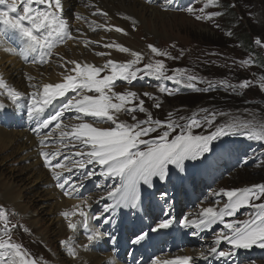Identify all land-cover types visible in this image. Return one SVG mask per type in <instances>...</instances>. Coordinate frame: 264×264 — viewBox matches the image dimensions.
<instances>
[{
	"label": "snow or ice",
	"instance_id": "6c2138e0",
	"mask_svg": "<svg viewBox=\"0 0 264 264\" xmlns=\"http://www.w3.org/2000/svg\"><path fill=\"white\" fill-rule=\"evenodd\" d=\"M155 0H147L152 4ZM22 9L18 8L17 0H0V5L7 4V10L0 11V24L5 30L11 29L19 34L24 41L21 55L27 60L32 54H39L36 63L45 64L55 54L58 46L68 41L78 40V35L70 30L69 23L64 16L63 0H20ZM210 6L219 7V0H207L196 14L197 10L189 7L185 10L193 14L197 20H212L220 15L219 13H206L205 9ZM235 5H233L234 7ZM167 10V9H165ZM15 14V15H12ZM102 15L108 18V13L98 7L93 15ZM77 19H85L77 14ZM131 21V26L135 27L137 21L131 16H124ZM89 27L115 31L128 35V31L119 26L97 24L92 21ZM219 27V25H217ZM79 32V30H78ZM4 35L0 32V37ZM83 35V33H79ZM231 35V33H229ZM5 41L0 40V44ZM85 47L97 43L92 40L83 41ZM255 43L264 46V40L257 38ZM104 48H115L120 53H129L133 59L119 63L109 59L102 67L90 63H80L75 60H65L59 57L61 67L65 68L67 74L63 75V80L57 83H44L42 85H31L34 91L31 93L30 103L27 107V115L31 121L35 122L34 132L40 136V155L45 167L52 173L57 181V187L61 189L67 197L78 194L83 187V180L90 179L96 175L93 169L84 171L88 165L93 168L99 166V175L108 179H118L119 186L106 188L107 200L112 201L111 205H106L104 212L109 215L101 218L89 215L86 208L76 206L74 211H64L62 216L67 221V227L76 231L78 223L73 222V216L79 215L82 220L80 226L88 232L87 240L90 243L99 241L103 233L90 228L89 221L95 220L101 223L114 221L111 213H115L118 208H129L139 210L141 207V194L139 186L141 184L151 186L153 178L167 181L169 177V167L174 166L179 171L184 170L185 161L202 160L206 153L214 152L213 141L231 135L246 136L250 140L264 142V123L256 124L251 121H233L219 125L208 134H193L194 128H200L202 124L211 128L215 123V113L209 115L204 121L198 120L195 116L189 118L186 124H179L177 121L169 119L162 121L153 119L150 112L145 108V101L140 99L135 91H125L118 93L114 91L117 87L116 81H124L127 85H132L137 79H143L144 75L152 77L162 82L159 88L161 93L173 95L176 89L169 90L163 86L164 81H172L174 84L183 85L184 88L193 91H207L214 86L212 81H203L199 77L190 74L186 69H175L174 75L168 74V69L164 60L157 59L149 62L143 68L136 65L143 59V54L133 51L118 43H106ZM174 47V46H173ZM151 53L157 57L175 59L167 50H161L155 45H148ZM11 51V49H7ZM110 53L97 52V56H105ZM243 63L251 64V61ZM66 65H74L67 68ZM108 70L110 74L101 76V73ZM74 73V75L72 74ZM143 73V75H138ZM29 80L33 78L28 77ZM207 83V89L196 87V83ZM222 86L235 89L237 85H231L228 81H219ZM251 81L245 80L238 87L248 88ZM260 88L264 90V76L259 81ZM0 89H4L7 99L16 104L23 94L15 88H10L3 78H0ZM69 93H72L69 96ZM91 93V95L89 94ZM150 99V93H143ZM63 102L53 108L54 102L65 98ZM138 101V104H134ZM129 105H132L129 107ZM160 108V103L154 105ZM5 108V104L0 103V109ZM207 111V110H203ZM147 113V119L138 120L135 113ZM73 113L80 123H70L65 121V114ZM124 114L131 117L135 123H128L120 119ZM223 115V113H221ZM92 118L87 121L82 118ZM71 121V117L67 118ZM104 125H108L104 127ZM164 130L155 138L151 134L158 129ZM180 131L173 138H169L176 129ZM46 130V131H45ZM55 140V144L49 141ZM141 145L144 147L142 148ZM49 147L55 150L46 151ZM59 170V171H58ZM78 172L82 177L77 185L66 176L65 172ZM180 178V177H178ZM167 198V192L161 193ZM226 198L223 208L217 210L208 207L199 212L196 219L183 218L181 224L184 228H194L197 231L212 230L213 225H222L226 231L217 233L213 243L206 250L200 252L199 257L183 256L164 261L163 264H197V260L206 261L207 264H214L216 260H221L222 264H236V257L240 250H251L254 247L264 249V183L252 185L242 189L221 190L216 194ZM82 203L87 205V199L82 198ZM90 207V205L88 206ZM242 208H250L253 214L248 219L239 220L235 223L227 222V217H234ZM176 218L169 213L166 218L160 219L150 227L148 232L141 230L136 234V239L132 242L140 245L150 238V233H160L173 227ZM0 264H37V261L30 256L26 249L12 239L13 229L6 212L0 210ZM27 231V229H25ZM194 235L196 233H193ZM62 245L67 242L62 241ZM225 245L224 248L221 245ZM70 257L75 258L77 252L74 247H68ZM152 264H161L159 258L152 261ZM254 264V262H252Z\"/></svg>",
	"mask_w": 264,
	"mask_h": 264
},
{
	"label": "rangeland",
	"instance_id": "374dc122",
	"mask_svg": "<svg viewBox=\"0 0 264 264\" xmlns=\"http://www.w3.org/2000/svg\"><path fill=\"white\" fill-rule=\"evenodd\" d=\"M201 1L193 0L190 6L197 10L196 14H200L198 10L203 6L199 4ZM226 1L219 4L222 12L216 11L220 14L218 18H213L203 23L193 20L192 18L195 19V16L188 12H186L185 16L163 12L153 13L150 9L140 10L141 19L139 18L131 33L123 35L122 33L115 34V31H113L109 35L108 38H112L111 43L116 41V43H120L143 55H147L150 51L148 45H155L158 48L175 46L176 50L178 48L183 50L185 53L184 61L187 62L185 64L189 66L198 65L195 59L190 60L192 59L193 52L200 54L208 51V57L210 58H207L206 64L215 71L203 67L196 68L195 70L205 75L203 79L206 81L213 82L216 80V84L221 88H215V92H213L214 89H211L209 93L188 94L186 96L175 92L173 98H161L158 101L161 104V110L157 111V114L154 113L156 116H153V119L166 121V117L171 113L176 120H180L185 115H188V119L195 116L196 119L204 121L209 115L215 113V123L211 128L202 124L200 128L193 129V133L199 135L208 134L215 127L233 121H251L256 124L264 123V104L259 103V101L264 102V90L260 88L261 69L258 68L262 67L264 69V61H262L263 55L260 52L261 47L256 44L259 47L257 48L255 45L257 38L264 40V0ZM233 5L235 6L233 7ZM205 12L210 13L211 10L206 8ZM237 17L239 23H234L237 21ZM110 19L112 20V18ZM229 22L234 24H230ZM102 43H105V39L102 40ZM71 46H67L63 51L68 50L71 52ZM73 49L82 50V48H76L75 46H73ZM112 54L120 59L129 56V53L116 54L111 50L110 55ZM71 59L73 60V58ZM87 59L89 61H96L95 58L90 56ZM249 59L252 64L249 70L252 71L247 72L248 66L243 62L249 61ZM254 74V85L251 83V86L242 92L243 90L238 86L245 80L252 82ZM16 77L19 79L18 76ZM152 81L154 80L150 82ZM219 81H228L229 84L237 85V87L230 92H226L225 89L228 88L218 83ZM129 87L124 86L120 90L137 92L140 99L145 101L146 108L152 109L151 104L145 100L143 93L147 92L154 97L160 98L156 91H150L148 88H144V85L141 88H135V86ZM214 94L218 96H214ZM239 94H242L243 97H240ZM195 95H200L204 98L202 97L203 100L200 101L194 97ZM182 98H185L186 101L181 102ZM120 119L135 123V121L131 120L130 116H120ZM144 119L147 118L141 117L140 120ZM157 132L152 133V135H155ZM169 138L171 139V137ZM212 143L215 149L214 152L206 153L202 160L193 161L197 168V173L188 180L187 185L181 190H173L172 188L167 190L164 187L158 190L157 197L155 198L156 204L162 209L163 214L168 215L170 213L171 216L177 219V222H180L186 216H189V219H196L199 212L208 207H213L217 210L223 208L226 198L216 195L221 190L242 189L264 183V142L250 140L246 136L231 135L222 137ZM9 153L3 154L2 157L7 156ZM26 153L27 151L19 154V158L28 157L27 161L24 162L2 163L3 160L0 158V210L11 208L14 210L12 211L14 216H17L19 213L24 217L25 219L20 222L28 227L30 235L17 232V236L35 257L44 258L46 261L54 260L56 264H59V259H57V254L53 248L61 247L60 242L66 236L64 233L57 235L61 227V224L55 223L56 214L54 215L53 211V206L57 205V200L50 199L49 195L50 190L55 192V188H52V186L57 181L53 178L49 169L45 170L49 179H51L45 182V184L43 183V186L39 185L38 190V192L44 191L48 193L44 200L36 196V191L32 193V191H26L30 188L24 189L18 187L16 180L18 178L29 179L34 171L33 165H37L36 159L33 156L26 155ZM20 168L26 170L22 174L18 172L11 173V170ZM7 169L10 171V177ZM184 174L186 175V173ZM20 182L21 180H19ZM100 184L102 187L96 189L92 195L97 196L98 194L107 193L105 189L111 188L112 182L107 183L106 178L101 176L97 178V186ZM164 191L167 192V198L161 195ZM98 202L102 203L101 200ZM108 204L110 202L105 203V206ZM42 211L44 213H41ZM251 214H253L252 209L242 208L236 213V216L227 217L226 220L227 222L235 223L237 219H248ZM59 220L62 223L61 219ZM116 223L120 228L124 227L121 214ZM95 224L98 225V222ZM64 227L65 229L67 228L66 226ZM222 231H226V229L222 225L217 224L213 225L212 230L208 231V233L215 237L217 233ZM34 232L37 239L42 240L51 250L53 249L54 257L47 251L45 244L37 241L32 236ZM127 234L131 235V237H136L137 233L131 234V231H127ZM122 240L123 238H121L120 243ZM132 241L133 239H130L129 244L133 245L127 244L122 251L119 248L120 244L112 248L111 253H114L113 251L117 249L116 253L120 254L117 256V258L122 259L120 264L144 263V258L141 259L140 254L135 255L134 259L131 258V254L135 251V244ZM102 254L100 255L103 256Z\"/></svg>",
	"mask_w": 264,
	"mask_h": 264
},
{
	"label": "bare ground",
	"instance_id": "6f19581e",
	"mask_svg": "<svg viewBox=\"0 0 264 264\" xmlns=\"http://www.w3.org/2000/svg\"><path fill=\"white\" fill-rule=\"evenodd\" d=\"M65 1H66L67 7L69 5H71V3H74V4L78 3V0H65ZM100 7L102 10L107 11L110 14V18H112V20L117 25L125 28L128 31V33H131L133 31L134 27L131 26V21L123 18L124 16H131V17L135 18L136 21H138L139 18L141 19L140 10L143 11L146 9H150L153 11V13L159 12L157 9L150 7V6H147V5H144V4H142L136 0H102ZM169 14H173V13H169ZM0 40H1V38H0ZM3 41H5L4 44L13 46V43L15 41L14 33L7 31L6 35H5V39ZM68 46H71V44ZM73 46L74 45H72L70 47L71 54L73 55V60L80 62V63H86V61H89L87 59L89 56L82 59V54L84 53L83 50H75V49H73ZM15 61L16 60H12L11 58H7V57L0 54V69L6 74V77L10 80V83H11L10 87L17 89L16 87L23 84V80L17 79V77H16V76H18L17 75V68L14 70H10L9 64H8V63L17 64V63H15ZM72 67H74V65ZM57 82H58L57 80H53L50 83H57ZM145 83H146L145 80H139V81L134 83L135 84L134 86H135V88H141L143 85H145ZM24 138H25V141H24ZM30 143H31V145H30ZM33 146H35V144L32 142V140L29 137L22 135V134H19V133L9 132V131H7L6 128H3V129L0 128V158L3 160L2 163H10L11 164V163L27 161L28 157L19 158V154L20 153L22 154L25 151L28 152V151L32 150ZM7 152H10V153L7 156L2 157V155L7 153ZM36 163H37V165H33L34 171L31 174V176L29 177V179H19V178L17 179L16 178L17 179L16 184H18V187H20V188H24V189L30 188L26 191H32V193H33V191H36V196L38 198L44 200V198H46V195H48V193H46L44 191L38 192L39 185L43 186V183L45 184V182H48V180H50L51 178L49 179L47 171H45L46 169L44 168V164L43 163L39 164L38 160ZM29 168H31V167H29ZM0 170H1V167H0ZM24 170H26V169H21V168L20 169H13V170H11V173L18 172V173L22 174L24 172ZM7 171L9 172V177H10V171L8 169H7ZM174 175H175V173H169V177H172ZM19 180H21L20 183H19ZM157 185H158V183H155L154 178H153L152 185L151 186L147 185L146 189H153ZM49 193H50L49 194L50 199H56L57 200L56 201L57 205L53 206L54 215L56 214L55 215V218H56L55 223L58 225L61 224V227L59 228L57 235H62V233H64L66 236L64 238H67L69 236V239L71 237L81 235L79 227L76 231H74V232L70 231L68 233L66 231L65 227L63 226V224L58 219L59 217H62L63 222L67 223L65 218L62 216V213L64 211L71 212V211H74L76 209L75 208V209L70 210V204H76L77 202H81V199L79 198V194L74 195L73 197L70 198L71 200L67 201L65 198V195L63 194V192L61 190L58 193H56V192L53 193V191H50ZM52 193L55 197L52 195ZM140 193H141V191H140ZM24 199H25V197H24ZM78 205H80V203H78ZM96 206L97 205L90 206V207L87 206L86 209L88 212H90ZM42 209H45V208H42ZM41 213H44V212L42 211ZM76 216H78V215H76ZM72 220L74 221V216L72 217ZM15 226L16 227L14 228V233L16 235H17V232H21L24 235H30V231L24 223L19 221L18 223H16ZM151 226H153V223L151 224ZM143 228L144 229L147 228V231L150 230V228H148L146 226H144V227L142 226L140 229H143ZM25 229H27V231H25ZM113 231H114V229L111 228L110 233ZM82 232H85V230H83ZM107 234H109V233H107ZM153 234L154 233H150V238L145 241L144 247H148L149 240L151 239ZM82 243L88 244L89 241L84 240ZM35 244H37V243H35ZM108 245L113 246L111 242ZM91 247L94 249H99V252L102 250H107V247L105 245H99L97 243L91 244ZM144 247L143 248L138 247L137 248L138 252L142 253V249H144ZM62 248L64 249L65 252L68 253V247H65V245H62L61 247H56V248L54 247L53 248L55 253L57 254V259H59V261H58L59 264H108L109 263V262H107V260L105 258H102L103 259L102 260L101 258H99V256L97 257L96 255L91 254V252H90L91 250L84 252L83 250H80V248H78V247L75 248V250L77 252V256L75 258H71V260H69L67 255L62 251ZM47 262H50V261H47ZM111 264H117V263L111 262Z\"/></svg>",
	"mask_w": 264,
	"mask_h": 264
},
{
	"label": "clouds",
	"instance_id": "9594fccd",
	"mask_svg": "<svg viewBox=\"0 0 264 264\" xmlns=\"http://www.w3.org/2000/svg\"><path fill=\"white\" fill-rule=\"evenodd\" d=\"M137 1V0H136ZM229 1V0H228ZM138 2H139V0H138ZM223 2H227L226 0H223ZM140 3H142V4H144V5H147V4H145L144 2H142V1H140ZM229 3V2H228ZM230 4V3H229ZM148 6V5H147ZM151 7V6H150ZM159 12H162L161 10H159V9H157ZM163 13H172V12H163ZM173 14H178V13H173ZM184 15V14H183ZM186 16V15H185ZM200 23V22H199ZM255 45H256V43H255ZM256 47H257V45H256ZM261 47V53H262V55H263V59H262V61H264V46H260ZM257 48H259V47H257ZM203 57H206V58H210V57H208V51H206V52H203V53H200ZM213 59V58H212ZM248 66V65H247ZM251 66H252V64L251 65H249L248 66V68H247V72L248 71H252V70H249L250 68H251ZM203 66H201V68H202ZM203 68H205V69H210L211 71H214L210 66H206V67H203ZM257 68V67H256ZM255 68V69H256ZM258 68H260L261 69V73H260V75H261V77L262 76H264V69L262 68V67H258ZM254 69V70H255ZM207 75V74H206ZM221 75V74H220ZM219 76V75H218ZM252 80L254 81V79H255V74L252 76ZM240 97H243L242 95L240 96ZM242 103V102H241ZM256 262H257V264H264V262H262L261 260H256Z\"/></svg>",
	"mask_w": 264,
	"mask_h": 264
},
{
	"label": "trees",
	"instance_id": "16d2710c",
	"mask_svg": "<svg viewBox=\"0 0 264 264\" xmlns=\"http://www.w3.org/2000/svg\"><path fill=\"white\" fill-rule=\"evenodd\" d=\"M229 23H230V22H229ZM234 23H239L238 17H237V21H235ZM234 23H230V24H234ZM222 63H223V62H222ZM222 63H221V64H222ZM222 65H223V64H222ZM206 66H208V65H206ZM223 66H224V65H223ZM226 68H227V67H226ZM227 69H228V68H227ZM214 71H215V70H214ZM249 93H250V92H249ZM249 93H248V94H249ZM214 96H218V95L214 94ZM194 97H196L197 100H198V99H199L200 101L203 100V99H202L203 96L195 95ZM219 97H220V96H219ZM200 98H201V99H200ZM203 98H204V97H203ZM195 100H196V99H195ZM184 101H186V99H185V98H182V99H181V102H184ZM192 101L194 102V100H192ZM260 102H262V101H259V103H260ZM262 104H264V102H262Z\"/></svg>",
	"mask_w": 264,
	"mask_h": 264
}]
</instances>
